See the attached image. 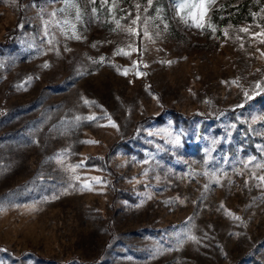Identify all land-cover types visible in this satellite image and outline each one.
Listing matches in <instances>:
<instances>
[{"label": "rangeland", "instance_id": "obj_1", "mask_svg": "<svg viewBox=\"0 0 264 264\" xmlns=\"http://www.w3.org/2000/svg\"><path fill=\"white\" fill-rule=\"evenodd\" d=\"M179 2L0 0V264H264V3Z\"/></svg>", "mask_w": 264, "mask_h": 264}, {"label": "snow or ice", "instance_id": "obj_2", "mask_svg": "<svg viewBox=\"0 0 264 264\" xmlns=\"http://www.w3.org/2000/svg\"><path fill=\"white\" fill-rule=\"evenodd\" d=\"M92 2L95 3V0H92ZM108 2H109V0H100L101 5H107ZM152 2H153V0H147L148 5H151ZM64 3L66 5L69 4V0H64ZM215 3H216V0H180V2L177 3L176 6H177V9L179 10V12L180 13H183V15L181 16V19L185 20L186 23L190 20L191 21V26H194V27L199 28V29H204L205 27H207L212 32H215L216 31V27H215V25H213L211 23V19H210V16H209V12L211 11V8H212V6ZM72 6L75 7L74 4ZM117 6H118L117 0H112V9H115ZM140 7H141L140 4L137 3L136 4V8L137 9H140ZM60 11H64V9H61ZM93 11L95 12V9H93ZM145 11H146V9H145ZM262 11H264V9H262ZM51 15L55 16L56 13L53 12ZM253 15L255 16L256 13H253ZM76 18L77 19L80 18L79 9H77V11H76ZM113 19L115 20L116 27L117 28H121L120 20L119 19H115V17H113ZM140 21H141V16L139 15V13H137V15L135 16V18L131 20L130 25L124 27L123 30L126 31L129 35H137V36L140 35V33L137 30V28L134 27ZM147 21H148V18L145 17L144 18L145 25H147ZM63 23L65 25H69L70 24V22L68 20H65ZM46 24H47V22H46ZM70 27H71V30L73 32V37L75 39H80V36L76 34L75 25L74 24H71ZM240 31L247 33V32H249V29L248 28H242V29H240ZM224 34L225 35L228 34L227 33V30H225V33ZM143 35L145 37H148L149 36L147 27H145ZM255 36H257V37L260 38V43H264V30H262L259 33H255ZM49 43H52V41L50 40ZM136 50L137 49L132 48V51H136ZM116 54L117 55L130 56L131 55V52L125 51L124 49H117ZM262 55H264V53H262ZM44 67H48V65H44ZM117 71H121V70L119 68H117ZM128 71H129L128 69H124L121 72V74L122 75H127L128 74ZM136 74L138 76L146 75V73H141L139 71H137ZM232 83L233 84H236L237 86H240L238 81H235L234 80V81H232ZM255 88L256 89H259L260 92H264V87H261V83L260 82H257V84L255 85ZM257 94H259V93H257ZM245 96L248 99H252L253 98L252 96L249 95V93L247 91L245 92ZM84 102H85V104L95 103V102H90L88 100H85ZM106 118L109 121V125L111 127L118 128V125L115 123V121L112 120V118H111L110 115H107L106 114ZM77 119L79 120L80 118L78 117ZM87 119L94 120V119H96V117L95 116H89V117H87ZM256 119H264V117H258ZM175 142H177V143L179 142V136H177L175 138ZM85 143H97V141H85ZM256 161H257V157L251 156L246 161H241V163H243V164H245V166H247L249 164H253ZM83 166L84 165H83V162H82L81 164L70 166V170L75 174L77 168H80V167H83ZM255 167L257 169H264V162H257V163H255ZM204 175H208V173L205 172ZM253 176L256 177V179H258L259 181L264 182V175L256 176V173L253 172ZM73 178L75 180H77V181H80L81 180V177L79 175H74ZM90 179L92 181H95L96 183H100V178L99 177H91ZM218 182L219 181H217V183ZM258 186H261V185H258ZM205 188H207V185H205ZM81 190H87V191H91L92 190V185H91V183L88 182L87 179H85L84 182L82 183ZM0 210H2V209H0ZM228 215L232 216L234 219H237V220L240 219V217L235 216L231 212H229ZM193 239H195V237H193Z\"/></svg>", "mask_w": 264, "mask_h": 264}, {"label": "trees", "instance_id": "obj_3", "mask_svg": "<svg viewBox=\"0 0 264 264\" xmlns=\"http://www.w3.org/2000/svg\"><path fill=\"white\" fill-rule=\"evenodd\" d=\"M163 1V3L164 2H166V3H164V5H165V7H166V5H167V0H162ZM249 1L250 0H244V2H246V4H245V6L247 7L248 5H249ZM262 3H264V0H260ZM10 41H7V42H5V43H9ZM1 44H2V42H0ZM174 117H175V123L177 124V125H179V124H181V123H183V121L180 119V117H182V115H177L175 112H174ZM187 118V117H186ZM152 118H150L149 120H151ZM158 119H160V120H162V118L161 117H159ZM147 120V122H148V119H146ZM183 125V124H182ZM184 126V125H183ZM92 164H100V165H102L101 163H95V162H93ZM103 166V165H102Z\"/></svg>", "mask_w": 264, "mask_h": 264}]
</instances>
